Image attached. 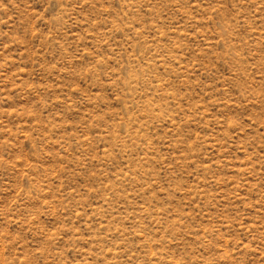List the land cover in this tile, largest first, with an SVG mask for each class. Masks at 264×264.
Listing matches in <instances>:
<instances>
[{
    "label": "rangeland",
    "instance_id": "rangeland-1",
    "mask_svg": "<svg viewBox=\"0 0 264 264\" xmlns=\"http://www.w3.org/2000/svg\"><path fill=\"white\" fill-rule=\"evenodd\" d=\"M0 264H264V0H0Z\"/></svg>",
    "mask_w": 264,
    "mask_h": 264
}]
</instances>
